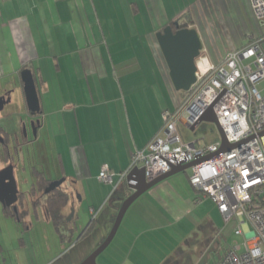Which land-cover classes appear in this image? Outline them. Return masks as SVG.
Instances as JSON below:
<instances>
[{
    "label": "crops",
    "instance_id": "crops-1",
    "mask_svg": "<svg viewBox=\"0 0 264 264\" xmlns=\"http://www.w3.org/2000/svg\"><path fill=\"white\" fill-rule=\"evenodd\" d=\"M188 12L192 24L186 21ZM251 14L248 0L0 3V97L5 98L0 111L6 121L16 120L21 126L9 129L16 145L0 170L10 177L17 196L24 193L28 203L23 221L6 215L0 203V223L8 218L16 223V230L25 226L17 232L18 264H47L57 247L64 245L45 204L32 202L34 196L28 193L36 171L76 187L74 192L67 189L65 211L70 225H64L63 231L73 230L70 241L64 237L70 245L67 254L71 252L67 264H78L107 235L118 211L117 201L132 191L120 173L128 167L131 154L160 131L162 112L170 109L165 92L169 103H177L178 93L170 82L156 32L177 19L195 27L202 51L218 62L228 51L242 47L247 34L255 35L246 28ZM25 68L34 75L39 114L27 108L21 79ZM36 119L40 124L35 123V135L27 130L25 136L23 125ZM104 168L112 172L111 182L99 178ZM198 197V191L177 175L157 183L129 206L112 241L97 256H101L98 263L186 264L185 256L194 254L187 264H196L204 251L196 252L198 246L191 239L194 215L204 201ZM84 204L88 221L101 216L104 229L97 240L89 241L95 221L85 243L78 246L75 241L88 223L79 220ZM216 212L222 216L217 207ZM30 217L45 225L39 228L40 241L37 236L26 241L34 225ZM48 229L52 242H45ZM4 247L0 242V264H7Z\"/></svg>",
    "mask_w": 264,
    "mask_h": 264
},
{
    "label": "built area",
    "instance_id": "built-area-1",
    "mask_svg": "<svg viewBox=\"0 0 264 264\" xmlns=\"http://www.w3.org/2000/svg\"><path fill=\"white\" fill-rule=\"evenodd\" d=\"M249 1L255 17L264 21V0ZM195 65L190 95L174 111L163 110L160 131L131 154L120 178L127 184L130 172L142 168L150 180L172 166L192 163L189 183L215 202L226 222L234 219L235 233L244 237L215 264H264V93L257 87L264 80V33L247 34L242 47L218 62L201 51ZM209 107L232 144L229 150H220L221 136L209 144L201 138L185 141L177 128L178 121L192 126ZM99 178L111 182L112 172L104 168Z\"/></svg>",
    "mask_w": 264,
    "mask_h": 264
},
{
    "label": "water",
    "instance_id": "water-1",
    "mask_svg": "<svg viewBox=\"0 0 264 264\" xmlns=\"http://www.w3.org/2000/svg\"><path fill=\"white\" fill-rule=\"evenodd\" d=\"M156 38L168 67V76L173 88L176 91H189L196 82L195 59L203 49L202 40L198 30L195 27L187 26V24L173 21L157 31ZM21 79L23 81L28 110L33 115L39 114L41 112L40 101L32 70L29 68L23 69L21 71ZM4 102L5 98L0 97V110L3 108ZM201 120L214 122L218 127L211 107H209L207 111L189 128L193 130ZM35 122L38 125L40 124L39 119H36ZM30 125H33V121H30ZM218 129L222 138L220 150H229L232 144H229L226 141L224 134L219 127ZM23 132L26 136L27 129L25 124L23 125ZM33 134L35 135V128H33ZM191 164L192 163L172 166L170 170L159 174L150 180L146 179L142 168L131 171L127 176V186L132 190L131 193L121 202L107 235L103 238L101 243L78 264H99L96 261L97 256L112 241L129 206L154 185L178 172L185 171ZM6 177V175H3V171L0 170V203L3 206H11L17 201V191L9 184V181H11L10 177ZM60 182L61 181L59 180L52 181L50 187L45 191L48 192L49 190L54 189ZM13 209L15 211L16 207H13ZM216 242H218V239L204 251L196 264L207 263L209 253L215 251Z\"/></svg>",
    "mask_w": 264,
    "mask_h": 264
},
{
    "label": "rangeland",
    "instance_id": "rangeland-1",
    "mask_svg": "<svg viewBox=\"0 0 264 264\" xmlns=\"http://www.w3.org/2000/svg\"><path fill=\"white\" fill-rule=\"evenodd\" d=\"M248 3H249L250 10H251L252 14L249 17V22H250L249 26L246 28H249L248 31L252 30V32H254L255 35H260V34L264 33V21L258 20L255 17L249 0H248ZM189 11H190V9H189ZM261 23H263V24H261ZM257 87L262 93H264V80L259 82L257 84ZM165 94H166L165 97L167 99L166 104H168V106H169L168 108H170L169 110L174 111L176 109V106L180 102H183L188 98V96L190 95V91H181V93L177 94L176 105L173 102L169 103V99H168L169 94L167 95V91L165 92ZM1 113H3V112L0 111V127L4 128V130L10 131L9 129H14L15 127H18V128L21 127L16 120H13L11 122L6 121V119L1 115ZM14 118H16V117H14ZM14 121H16V122H14ZM29 123H30L29 121H26L27 130L29 132V135L31 136L32 132H31V127H30ZM162 124H163V121H162ZM177 128H178L180 134L182 135V138L185 141H194L197 138H201L200 140L202 142L204 141V142L209 144V143L218 142L220 140V133L217 129V126L214 122H211V121L201 120L195 126V128L193 130H191L188 126H186L181 121H178L177 122ZM22 173H23V177L25 178L26 172L23 171ZM189 173H190V169L187 168L185 171L178 172L174 175H177V177H181L182 179H185V181L188 183V185L191 186V184L189 183V180H188ZM64 187L66 188V190L68 189L71 192H74L76 189L75 186H71V185L67 186V184L64 185ZM198 193H199V196L201 197L202 193L200 191ZM201 199H203L204 201L199 206L198 212L194 215L193 228L195 231L193 232L194 234L192 233L191 239H192V241H194V244L198 246L196 249L197 250L196 252H199L200 250L205 251L214 241H216L218 239V242H216V251L209 253L208 261L206 263V264H214L215 259L218 256H220V254H222L224 249L228 248V246L233 245L235 242H237L239 244L243 243L244 237L242 234H236L235 233L236 221L234 219L229 221V222H226L224 220L223 216H220V214H218V212H216V205L212 199L204 198V197H201ZM72 201H75V200L73 199ZM122 201H121V199H120V201L119 200L117 201V206H118L117 208L118 209H119ZM83 203H85V202H83ZM42 209H43L42 206H40L38 208L39 211ZM79 213H80V219L79 220L81 222H85L84 224H86V222L88 221V218H89V214L87 213V211L85 209V204L83 207H81V210L79 209ZM5 219L6 220H2V223H0V242L5 246L3 249V256H5L7 264H18V259L16 256L19 253V247H18V241H19L18 236L19 235H17V232L23 231L25 226L19 225L18 230H16V228H15L16 223L13 222L12 220L8 219V218H5ZM28 219H30V220L33 219L32 222L34 225H33L31 232L26 234V241L28 240V237L36 238V236L39 237V241H40V235H41L40 229H42L41 227L44 228L45 225L42 226L41 224H38L37 223L38 221H36V218L30 217ZM96 221H97V224H96L95 230L92 231V233L89 235V239H88L89 241L97 240V235H100L99 231L104 229V226L102 225L103 221L101 219V216L98 217ZM107 229L108 228H106L103 232H106ZM24 233H25V231H24ZM53 235H55L54 238L56 239V242L57 243H58V241L60 242V240H58V236L56 234H53ZM47 240H49L50 242H52V240H53L51 232L49 229L47 231V234L45 235V242H47ZM84 240H85V238L79 244L80 246L83 243H85ZM61 242L64 243V245H62L61 248L57 247L56 256L53 259H51L49 261V263H47V264H67V259L71 255V252L69 254H67V251H68V248L70 245H69V242L67 240L66 241L61 240ZM75 251H76V249L73 252H75ZM204 251H203V253H204ZM192 255H194V254H190L189 256L188 255L185 256L186 264H187L188 258L189 257L191 258ZM199 259H200V257H199ZM40 260L41 261L43 260V254L42 253H40ZM99 260H101V256L97 257V263ZM183 261H184V257L182 259V262Z\"/></svg>",
    "mask_w": 264,
    "mask_h": 264
},
{
    "label": "trees",
    "instance_id": "trees-1",
    "mask_svg": "<svg viewBox=\"0 0 264 264\" xmlns=\"http://www.w3.org/2000/svg\"><path fill=\"white\" fill-rule=\"evenodd\" d=\"M186 15H187V20L186 21H188L191 24L194 23V21H193V19L191 17V14L188 12V13H186ZM176 21H178V19ZM177 93L179 94V93H181V91H177ZM181 103L182 102H180L176 106V109L180 106ZM0 133L2 134L3 140H6V138L8 139V133L2 127H0ZM1 134H0V137H1ZM8 157H11V155H8L6 153V151L2 150V148H1L0 149V164L3 161H6V159H8ZM47 181H48V179H47V176L44 174V172L36 171V173H35V182L33 183L31 189L28 191L29 195H35V194L37 195V192H38L39 188H41L42 185H45L47 183ZM23 194L24 193H20L19 196L21 197V195L23 196ZM129 194H130V192L128 191L126 193V197ZM68 203H69V194H68V192L67 191H61V189H55L53 192H51V195H50V198L48 199V201H46L45 209H46V212H47L50 220L54 224L56 231L60 234V237L63 240H64V237H66L67 240L70 241L73 230L68 227L69 228L68 232L65 231V230L63 231V227L65 225V221H67V224L70 225V222L68 221V217H67L68 214L65 211L66 207L68 206ZM3 211H4V213L6 215L12 216L16 220H19V221H23V218L26 215V210L17 209L16 211H14L9 206H4L3 207ZM95 221H96L95 218H92L91 220L88 221V223L85 225L82 233L76 239L75 244L79 245L80 242L86 236H88L90 234V232L95 227ZM215 251H216V244H215ZM219 257L220 256H218L215 259L214 264L217 262Z\"/></svg>",
    "mask_w": 264,
    "mask_h": 264
},
{
    "label": "flooded vegetation",
    "instance_id": "flooded-vegetation-1",
    "mask_svg": "<svg viewBox=\"0 0 264 264\" xmlns=\"http://www.w3.org/2000/svg\"><path fill=\"white\" fill-rule=\"evenodd\" d=\"M178 22H180V21H178ZM35 123L36 122L33 121V125H30L32 132H33V128L35 126ZM26 128H27V124H26ZM6 132L8 133V139L6 138V140H3L2 134L0 133L1 134V137H0V149L2 148V150H5L6 153L8 155H10V152H11L10 149H11V147L14 148L16 143H15V139L14 138L10 139L11 136H10L9 131H6ZM47 179H48L47 183L45 185H42L41 188H39V190L37 192V195H33L34 196L33 198L35 200H33L32 202H34V203H38L39 202V203L45 204L46 201H48V199L50 198L51 192H53L55 189H61V191H67L66 188L63 185V181H61L54 189H51L48 192H46L45 190L48 189L50 187L52 181L55 180V179H50V178H47ZM17 197H18L17 201L13 205H11L9 207L11 209H13V207H16V210L17 209H19V210H27L28 203H26L27 202L26 197L24 195L23 196L21 195V197L18 195ZM65 225L67 227V221H65Z\"/></svg>",
    "mask_w": 264,
    "mask_h": 264
}]
</instances>
